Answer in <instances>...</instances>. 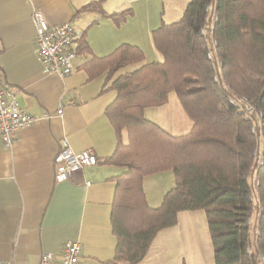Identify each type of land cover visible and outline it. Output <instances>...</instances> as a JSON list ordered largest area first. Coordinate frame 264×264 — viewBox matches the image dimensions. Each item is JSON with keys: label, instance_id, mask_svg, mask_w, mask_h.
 I'll use <instances>...</instances> for the list:
<instances>
[{"label": "trees", "instance_id": "1", "mask_svg": "<svg viewBox=\"0 0 264 264\" xmlns=\"http://www.w3.org/2000/svg\"><path fill=\"white\" fill-rule=\"evenodd\" d=\"M105 1H91L75 15L96 13L115 26L133 16L131 9L106 14ZM211 3L219 68L207 59L206 40L200 34L209 26L205 9ZM83 34L76 55L88 57L81 66L86 82L102 78V92L115 93L104 109L115 147L111 155L96 157V163L123 170L111 179L109 224L115 239L111 262L141 263L155 236L177 225L179 213L199 210L205 215L214 264H260L264 144L263 163L257 166V135L229 100L243 96L261 112L257 130L264 138V0H189L178 21H161L150 33L159 62H144L143 50L127 43L106 56H93ZM134 65L138 67L117 76ZM171 93L192 124L184 135L173 136L144 116L146 109L167 104ZM161 172L173 174L174 186L152 208L143 180ZM253 175L259 181L257 201L262 210L253 215L251 235L253 224L247 222L252 216Z\"/></svg>", "mask_w": 264, "mask_h": 264}, {"label": "crops", "instance_id": "2", "mask_svg": "<svg viewBox=\"0 0 264 264\" xmlns=\"http://www.w3.org/2000/svg\"><path fill=\"white\" fill-rule=\"evenodd\" d=\"M91 1L95 0H0V77L15 95L18 107L37 119L17 132L12 145L5 146L0 140V262L38 264L42 253L58 254L65 241H73L82 248L78 264H113L111 179L123 170L96 163L72 180L56 183L53 160L63 138L77 153L91 149L97 158L112 154L115 137L104 109L115 94L102 92V78L86 82L81 66L88 57L83 55H76L69 76L60 79L45 74L35 54L31 12H42L49 25L70 22L84 33L93 56H106L127 43L144 51L149 48L152 60L158 62L161 57L153 49L150 33L161 21L154 14L158 0H106V14L133 11L120 26L96 13L75 15ZM58 104L63 106L60 116L55 113ZM161 107L146 109L145 118ZM153 177L143 180L146 197ZM191 215V211L179 213L177 225L155 236L139 264H167L174 250L169 244L183 242L184 218L190 240L194 236ZM193 257L186 256L188 264L201 263L200 256Z\"/></svg>", "mask_w": 264, "mask_h": 264}, {"label": "built area", "instance_id": "3", "mask_svg": "<svg viewBox=\"0 0 264 264\" xmlns=\"http://www.w3.org/2000/svg\"><path fill=\"white\" fill-rule=\"evenodd\" d=\"M214 2V1H213ZM213 3L207 5L205 12L208 14L209 26L202 27L200 34L206 40V57L214 61L216 66L220 67V62L215 58L216 41L212 35L213 23L216 17L212 14ZM31 22L34 27V49L35 54L42 65L45 74L54 75L60 79L71 74L73 60L76 57V51L82 38V31L74 29L70 22L49 25L42 12L34 9L31 12ZM218 76L213 80L218 82ZM230 104L234 105L243 116L251 122V132L257 135V144L254 149L255 162L261 166L262 147L264 138L261 131L257 130L261 125L262 114L248 100L241 96L231 98ZM59 110L56 115H62V104H58ZM44 115L43 118H50ZM37 119L27 112L21 110L15 99V95L9 90L4 80L0 77V140L5 146H10L16 140L17 132L30 126ZM54 181L63 183L72 180L80 171L85 168H91L96 165V156L93 150L86 149L81 152H74L66 139L61 140V148L53 160ZM259 181L256 175L252 176L250 186V201L252 203V216L248 220V225L252 226L254 214L260 212L262 208L257 201V189ZM258 234V231H255ZM81 245L73 241H65L58 251V254L44 252L40 255L38 264H78L81 255ZM249 252V249H247ZM0 264H12L9 261L0 262ZM260 264H264V258L260 255Z\"/></svg>", "mask_w": 264, "mask_h": 264}, {"label": "rangeland", "instance_id": "4", "mask_svg": "<svg viewBox=\"0 0 264 264\" xmlns=\"http://www.w3.org/2000/svg\"><path fill=\"white\" fill-rule=\"evenodd\" d=\"M158 1L159 8L156 9L158 11L155 10V20L159 22L163 21L166 24L178 21L183 13L186 4L189 2V0H163L162 2L160 0ZM163 10L164 15H161ZM148 47L149 46H147V48ZM148 49H145V51L143 50L146 56L144 62L153 61L151 58V53ZM136 67H138V65L130 66L125 70H121L117 73V76L124 71H132ZM112 92L114 93V91ZM155 110L156 111H154L152 116L149 118L152 122L158 124L173 136H179L188 133V127L190 128L191 121L185 115L174 93L169 94L167 107H161ZM153 176V182L150 189L148 190V197H146V200L147 202H149L148 205L150 207L156 208L158 207V203L160 202V200L162 201L164 194L174 186V177L171 172H161L154 174ZM152 204L158 205H156V207H153ZM191 212L194 214L191 215L192 222H195L194 236L192 235V239L190 240L188 233L189 230L187 228V220L184 218L182 220L183 229L181 235L184 237L183 242L180 241L176 246H174L173 244H169V248L174 250L170 252V256L172 257L167 260V264H188L187 258L193 256V258H197L198 256H200V264H214L212 246L207 229L205 215L202 211L199 210ZM253 229L254 224L251 227V235L253 233ZM194 264H197V262H195Z\"/></svg>", "mask_w": 264, "mask_h": 264}]
</instances>
